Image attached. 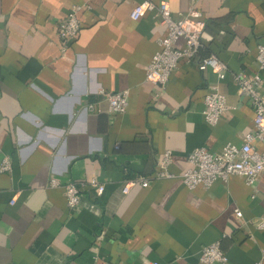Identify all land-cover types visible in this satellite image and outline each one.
Masks as SVG:
<instances>
[{
  "label": "crops",
  "instance_id": "obj_1",
  "mask_svg": "<svg viewBox=\"0 0 264 264\" xmlns=\"http://www.w3.org/2000/svg\"><path fill=\"white\" fill-rule=\"evenodd\" d=\"M150 1H166L173 19L192 8L205 22L199 56L162 88L145 72L165 28L155 12L130 18L141 0H0V162L11 160L0 173V264H201L214 242L225 264H264V232L253 226L264 217V172L253 186L230 176L189 191L179 179L193 150L240 145L252 131L231 76L217 81L196 62L213 55L231 73L256 72L264 0ZM73 7L81 29L61 53L57 24ZM211 85L229 108L215 126L202 116ZM100 90H127L126 112L109 114ZM166 151L173 179L122 193L126 180L152 176ZM93 178L103 193L82 186L75 212L48 186Z\"/></svg>",
  "mask_w": 264,
  "mask_h": 264
},
{
  "label": "built area",
  "instance_id": "obj_2",
  "mask_svg": "<svg viewBox=\"0 0 264 264\" xmlns=\"http://www.w3.org/2000/svg\"><path fill=\"white\" fill-rule=\"evenodd\" d=\"M149 12H155L159 17L160 23L165 28V34L157 41L158 50L153 54L147 66L145 81L162 88L168 81L170 73L181 62H188L199 56L205 22L201 19L199 12L192 8L183 16L173 19L166 1L154 4L150 0H141L131 11L130 18L136 21ZM78 13L79 8H71L70 12L57 24L61 53H64L79 36L81 24ZM179 40L183 42L182 48L176 46ZM255 62L257 71L243 74L242 72H229L226 66L213 55L198 58L196 68L199 72L209 71L217 81H223L230 75L236 88L247 97L253 111L252 131L242 137L240 145L228 143L217 152L197 148L189 153L186 157L187 167L179 177L187 190L191 191L197 187L208 189L216 181L225 182L230 176L239 177L245 185L253 186L258 176L264 172V90L260 76V71L264 69V44L256 47ZM99 94L103 97L109 114L122 115L126 112L129 94L127 90L121 92L100 90ZM203 105L202 116L209 126H215L222 114L229 109L225 97L216 85H211L206 92ZM87 108L89 111L94 110L93 105H88ZM170 164V152H163L157 160L153 175L147 178L126 180L122 185V193L127 194L134 187L145 188L151 181L173 179L175 176L168 170ZM10 171L11 160L9 157H3L0 162V173ZM85 184L95 191L96 197L103 193V184L94 178L80 184L74 182L60 184L56 180L48 182L50 188L63 190L66 207L70 212L79 210L82 200L81 188ZM10 203L13 204L14 199ZM233 214L237 221L241 220L242 214L238 209H234ZM253 226L264 232V217L256 220ZM262 252L264 255V249ZM199 262L201 264H225L227 258L221 250L220 242H214L202 248Z\"/></svg>",
  "mask_w": 264,
  "mask_h": 264
},
{
  "label": "trees",
  "instance_id": "obj_3",
  "mask_svg": "<svg viewBox=\"0 0 264 264\" xmlns=\"http://www.w3.org/2000/svg\"><path fill=\"white\" fill-rule=\"evenodd\" d=\"M130 180H133V179H130Z\"/></svg>",
  "mask_w": 264,
  "mask_h": 264
}]
</instances>
